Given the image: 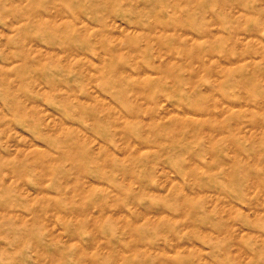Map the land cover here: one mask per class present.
Returning <instances> with one entry per match:
<instances>
[{
	"label": "rangeland",
	"instance_id": "374dc122",
	"mask_svg": "<svg viewBox=\"0 0 264 264\" xmlns=\"http://www.w3.org/2000/svg\"><path fill=\"white\" fill-rule=\"evenodd\" d=\"M0 264H264V0H0Z\"/></svg>",
	"mask_w": 264,
	"mask_h": 264
}]
</instances>
